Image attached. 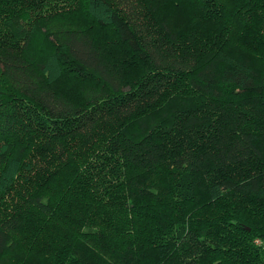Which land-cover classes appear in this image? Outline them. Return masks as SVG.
Returning a JSON list of instances; mask_svg holds the SVG:
<instances>
[{"label":"trees","instance_id":"obj_1","mask_svg":"<svg viewBox=\"0 0 264 264\" xmlns=\"http://www.w3.org/2000/svg\"><path fill=\"white\" fill-rule=\"evenodd\" d=\"M263 240L264 0H0V264Z\"/></svg>","mask_w":264,"mask_h":264},{"label":"built area","instance_id":"obj_2","mask_svg":"<svg viewBox=\"0 0 264 264\" xmlns=\"http://www.w3.org/2000/svg\"><path fill=\"white\" fill-rule=\"evenodd\" d=\"M255 243H256V244H260V242H258V241H255Z\"/></svg>","mask_w":264,"mask_h":264},{"label":"rangeland","instance_id":"obj_3","mask_svg":"<svg viewBox=\"0 0 264 264\" xmlns=\"http://www.w3.org/2000/svg\"><path fill=\"white\" fill-rule=\"evenodd\" d=\"M262 245L264 246V240H263V244Z\"/></svg>","mask_w":264,"mask_h":264}]
</instances>
